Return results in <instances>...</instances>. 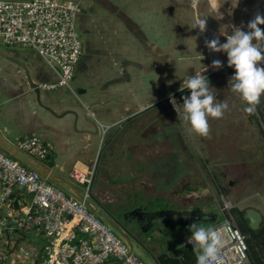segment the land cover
<instances>
[{
    "label": "crops",
    "instance_id": "obj_1",
    "mask_svg": "<svg viewBox=\"0 0 264 264\" xmlns=\"http://www.w3.org/2000/svg\"><path fill=\"white\" fill-rule=\"evenodd\" d=\"M199 1L196 0V4L193 5V0H128V7L124 10L120 21L116 20L114 11L111 9L112 0L106 1L107 4L103 10L96 6L95 17L91 16L90 22L85 21L80 24V32L83 33L84 37V51L76 66L73 80L77 91L72 89L73 92H69L68 89L61 88L56 91H45L44 95L42 93L40 95L43 104L51 107L55 113L65 114L62 117H58L38 103L36 94L29 88L25 69L11 58L22 61L37 83L55 79V73L48 64L41 58L47 66L40 63L41 66H33L34 70H32L19 53L17 55L6 51L2 56L5 71L0 72V128L10 140L17 135L18 140L32 134L39 135L52 150L49 159L41 162L51 167L58 175L70 179L73 183L75 182L71 177L72 169L75 166L84 167L93 164L98 157L96 152L100 145L104 147V161L115 159L118 151L122 148H131L136 144L144 146L147 144V140H144L147 135L145 131L147 126L144 125L142 130L140 127L131 133L129 130L133 126L130 119L140 114L144 108L155 107L152 111L157 114L162 111V101L167 97L168 89L179 84L175 76L180 73L181 76L183 74L181 61L186 57L191 58L189 55L177 53H200L197 55V65H191L192 62L189 61L191 59L188 60L189 63L186 66L189 72L191 71L190 67L193 68L192 72L194 73L201 71V68H212V61L216 59L221 60L223 66L227 65L226 53L210 52L205 47V40H211L217 36L218 30L216 28L207 26V31L203 34L199 33L195 38L196 42L193 43L192 35L184 33L187 38L189 36L190 42L183 40L182 28L177 34H173L172 29L168 27L170 26L169 22L183 19L185 15L183 11L189 15L186 19L190 20L189 26L192 27L199 19L197 6ZM259 2L260 0H239L237 4V0H213L215 4L213 8L216 12L219 11L220 14L224 15L225 23L241 26L250 12L258 9L257 7L252 10V7ZM121 9L123 10L122 6ZM94 20H96V26L92 29L88 24H93L91 22ZM168 20L171 21L168 22ZM176 25V22L171 24L174 28ZM219 39L221 43L226 42L223 36H220ZM201 55L206 56L204 57L206 60L209 59L207 56L211 55L210 63L206 64L200 61ZM176 66H180L178 73ZM167 67L173 69L168 76ZM172 78L175 81L170 83ZM168 85L171 86L168 87ZM87 118L92 119V121H87ZM93 121L112 124L102 144L98 139L99 136L95 135L97 127H93ZM138 124L140 123L136 122L135 125ZM242 139L245 141L246 135L242 136ZM210 141L215 142L214 138H210ZM215 146L214 144L213 147ZM222 147L225 146L222 145ZM159 153H161L160 150ZM160 159L162 158L160 157ZM158 162L159 165L162 164L165 167L166 162L163 160ZM109 164L111 165L112 162ZM110 170L113 172V177L110 176L112 179L120 177V170L116 168ZM184 176L181 185L187 179L189 181L185 182L183 190L177 194L178 191L173 189L174 201L180 207L178 210L204 209L211 212L212 210L208 205V202L211 201L209 196H207L208 200L198 199L197 196H194L196 189L194 190L193 185L196 186L199 176L196 174H184ZM109 179L106 188L98 182L96 183V180L92 187L91 199L100 208L104 207L103 202H105L109 192L110 201H123L125 199L124 193H120V186L111 187ZM144 179L142 184L144 188H147L149 182L147 177ZM163 179L166 180V178ZM176 184L177 182L173 186ZM76 185L78 186V184ZM81 186L83 188H79L83 193L85 186ZM169 188H172L171 184ZM169 188H167L166 182L162 183L158 189L159 195H167V192L171 190ZM65 190L71 194L68 189ZM197 204L202 205V208L196 206ZM104 208L109 211L111 209L114 212L119 211L115 207L105 206ZM253 208L260 209L257 206ZM169 217L175 219V215ZM199 222L205 227H210L215 223L205 220L185 221L181 222L182 224L175 222V224L188 226ZM263 224L260 225V228ZM176 226L174 225V236L179 231ZM161 229L160 232L164 233L165 230L162 227ZM148 236L146 235L145 238ZM146 239V242L151 241L149 237ZM172 239L174 237L170 234L168 239L160 240L153 245L144 243L143 246L149 255H152L154 248L158 249V255H154L159 262L158 264H167L170 260L175 261L174 264H196L193 246L183 244L180 251L173 252L171 249ZM169 264L171 263L169 262Z\"/></svg>",
    "mask_w": 264,
    "mask_h": 264
},
{
    "label": "built area",
    "instance_id": "obj_2",
    "mask_svg": "<svg viewBox=\"0 0 264 264\" xmlns=\"http://www.w3.org/2000/svg\"><path fill=\"white\" fill-rule=\"evenodd\" d=\"M80 9L77 0H0V43L33 49L55 73L54 80L38 82L41 90L72 89L83 54L77 29ZM98 123L102 144L112 124ZM14 144L39 161L52 153L37 134ZM100 150L93 164L75 166L71 172L73 181L85 186L86 198L96 179ZM210 227L226 228L222 249L226 264H253L246 236L231 215L223 213ZM35 263L147 264L89 210L85 200L68 194L0 147V264Z\"/></svg>",
    "mask_w": 264,
    "mask_h": 264
},
{
    "label": "rangeland",
    "instance_id": "obj_3",
    "mask_svg": "<svg viewBox=\"0 0 264 264\" xmlns=\"http://www.w3.org/2000/svg\"><path fill=\"white\" fill-rule=\"evenodd\" d=\"M115 1L117 4H121L122 8L127 9L128 0ZM258 5H254L252 10L257 8ZM98 8L100 9V7ZM183 12L185 14L183 19L176 21L168 20V22L171 21L168 27L172 29L173 34H177L180 28H182V36H184V33L192 35V42L195 43V38L200 32L189 26L190 20L186 19L189 15H186L185 11ZM79 22L80 20L77 19V29ZM173 22L177 23L176 28L171 26ZM91 23L93 24H88V26H91L93 29V27L96 26V20ZM80 27L79 29L81 31ZM122 31L124 32L125 30L123 29ZM82 34L81 32V35ZM80 37L84 49V37L83 35ZM183 40L190 42L189 36L188 38L184 36ZM6 51L17 55L19 53L32 70H34L33 66H41L40 63H45L31 48L8 46L4 43H0V72L5 71L2 56ZM177 54H186L190 56L192 54H198V52H179ZM189 59L191 58H185L181 61V72L183 74L182 76L181 73L175 76L179 84L176 87L174 85V88L168 89L167 97L162 101V111L157 114L152 111L155 107L144 108L140 114L130 120L133 126L131 127L132 129L130 128L129 130L131 133L137 131L140 127L142 130L144 125L147 126L145 128L147 135L144 138V140H147V144L144 146L136 144L127 149L122 148V145L120 146L122 149L118 151L115 159L111 161H104V154L101 153L95 182L105 187L106 184L109 183L108 179L110 178L111 187L120 186V193H124L125 198L123 201H110L111 196L109 192L103 205L104 207H115L120 213L134 209L138 205H142L150 211L164 209L178 210L180 207L174 201L175 196L173 195V189L178 191L177 194L180 193L179 191L183 190L185 182L189 181V179H187L184 184L181 185V181L185 177L184 174H196L199 176V179L196 184L197 187L193 185L194 190L196 189L194 191V196H197L198 199L204 198L206 200H208L207 196H209L211 201L208 202V205L211 210L217 214V220L223 218V213L226 215H235V213L233 214V209H235L237 205L242 211H245L249 207L257 206L264 216V200H262L264 198V95L261 96L260 103L256 106L255 112L253 114H248L244 111L247 105L242 103L238 95L232 93L230 88H228L229 85L227 80L234 74V68H229L227 65L219 70L201 68V71L198 72H202V75H205L209 79L211 91L216 95V99L227 101L229 109L220 119L209 118L211 132L208 137H201L198 134L189 133L187 131L189 126L177 117V113L170 103L169 96L170 93L172 94L175 90L180 88L183 79L186 78L187 75L195 74L192 71H187L186 65L189 63ZM193 60L191 59L189 61L192 62ZM191 65L194 64L191 63ZM261 66H264V63H262ZM179 69L180 66H176L177 73ZM172 70L171 67H167V76ZM175 79H170V83H173ZM73 82L74 81H72L71 84L72 89L77 91ZM170 86L171 85H168V87ZM66 89H68L69 92H73L72 89ZM41 93L44 95L45 90H42ZM187 95H190L189 90H185L184 92L179 91L178 94H175L177 103H183L181 98ZM163 112H168L170 114L168 119L171 118L175 124L174 128L170 130L165 129L160 133L154 128H150L147 123L149 120L158 118ZM136 122L140 124L135 125ZM235 129H237V131H235ZM244 135H246L245 141L242 139ZM210 138H214L215 142L210 141ZM11 141H18V135L13 137ZM214 144L216 145L215 147H213ZM222 145L225 147L223 148ZM102 148L103 146H100V149ZM159 150L161 153H159ZM96 153H98V148ZM160 157L162 159H160ZM159 160L166 162L165 167H163L162 164L159 165ZM110 162H112L111 165L109 164ZM114 168L121 171L118 179H112L110 177H113V172H110V169ZM223 176H225L224 179ZM146 177L149 184L147 188H144L142 182L145 181L144 178ZM162 178H166V180H162ZM164 182L167 183V188H169L170 184L172 188H169L171 190L167 192V195H159L158 189ZM175 182H177V184L173 186ZM78 187L83 188V186L79 184ZM177 198H180V196H177ZM226 205L228 207L223 212L222 208ZM196 206L202 208L200 204ZM110 211L114 212L112 209ZM170 219L174 218L171 217ZM233 219L236 223V216L233 217ZM263 223L264 220L262 224ZM162 224L161 222V226L165 230L164 233H157L156 236L147 233L151 241L148 240L146 242L143 237V244L147 243L153 245L155 242L168 239L169 235L172 234L174 239L171 240V249L173 252L180 251L184 244L183 241H186V239L191 236V232L189 231L190 225L183 226L181 225L182 223L180 225L174 224L175 226L177 225L176 228L179 229L178 233L174 236V225L170 226L168 223L165 225ZM197 224L201 225L200 222ZM143 244L138 241L135 242L136 254L141 256L147 264H158L159 262H157V259L154 257V255H158V249L154 248L152 255H149Z\"/></svg>",
    "mask_w": 264,
    "mask_h": 264
},
{
    "label": "clouds",
    "instance_id": "obj_4",
    "mask_svg": "<svg viewBox=\"0 0 264 264\" xmlns=\"http://www.w3.org/2000/svg\"><path fill=\"white\" fill-rule=\"evenodd\" d=\"M239 0H237L238 4ZM196 0H193V5ZM236 4V5H237ZM214 14L216 20H222L223 15ZM264 15L259 12L247 23V31L243 26L234 24H220L218 35L205 40V47L214 53L227 54V66L234 68V74L229 78L228 85L232 93L237 94L242 103L247 105L244 111L248 114L255 112L260 98L264 95ZM198 28L203 34L207 31V15L199 18L192 26ZM231 28V34L228 29ZM225 38L221 43L219 37ZM202 59L204 57L201 55ZM211 67L219 70L223 67L221 60L212 61ZM206 70V69H205ZM190 91V95L182 96L183 103H177L174 94H169L170 103L181 119L189 127V133L208 137L210 133L209 118L220 119L229 109L225 100H217L211 91L210 81L202 72L196 71L194 75H187L183 79L178 91ZM191 236L186 239V244L193 246L196 254V264H226L222 255V249L226 244L224 233L225 227H205L202 224L193 223L189 226Z\"/></svg>",
    "mask_w": 264,
    "mask_h": 264
},
{
    "label": "water",
    "instance_id": "obj_5",
    "mask_svg": "<svg viewBox=\"0 0 264 264\" xmlns=\"http://www.w3.org/2000/svg\"><path fill=\"white\" fill-rule=\"evenodd\" d=\"M262 0H260L261 2ZM259 2V3H260ZM258 3V4H259ZM210 4V0H200L198 3V15L199 18L203 19L205 18V7ZM256 4V5H258ZM261 15H264V9L260 12ZM253 11L250 12L249 16H247L241 26H243L244 30H247V23L254 18ZM225 24L224 21L218 22L216 19H209L207 17V26L216 28L219 30L220 24ZM218 32V31H217ZM232 30L231 28L228 29V34H231ZM15 63L21 65L25 71H26V78L29 85V88L34 91L36 94V98L38 103L45 107L50 112H53V109L47 105H44L41 100V89L38 87V83L33 79L31 76L30 70L28 67L20 60L11 58ZM213 70V69H212ZM215 70V69H214ZM74 112V111H73ZM58 117H62L65 114H58ZM74 114L77 116L76 112ZM91 118V117H90ZM88 119V118H87ZM87 121H92V119H88ZM93 127H97V133L95 135L99 136L100 141V126L95 121L92 123ZM0 147L5 150L8 154L11 156L17 158L20 160L23 164L27 165L29 168L38 171L41 173L45 178H47L49 181L53 182L54 184L58 185L61 188L68 189L69 192H71L76 198L85 200L86 204L90 207V209L95 212L100 218L107 221L108 224H110L129 244L132 251H135V242L138 241L139 243L143 244V237L147 235V233H151V235H155V229L161 226V219L165 217H169L172 215L175 216H185L189 217L192 220L189 221H205L207 222H215L217 220V214L215 212H207L204 209H183V210H175V209H164V210H155L150 211L144 208L142 205L137 206L134 209H131L129 211H124L122 214L119 211H115L112 213H108L107 211H104L102 208L95 205L93 200L91 199V196L89 198H86L84 194L82 193L81 189L73 183L70 179H66L56 173L51 167L46 165L44 162L39 161L35 157L30 156L27 152H24L20 150L14 142H12L10 139L7 138V136L4 134L3 130L0 128ZM144 209H143V208ZM245 219L248 221L249 227L255 231H257L260 228V225L262 224L264 220V216L262 212L256 208L249 207L245 210L243 213ZM132 216L131 219H128L126 217ZM123 217L121 219L120 217ZM125 224L126 226L123 227L122 224ZM127 228V229H126ZM150 238V236H148ZM146 237V238H148ZM145 238V239H146ZM147 240V239H146ZM262 254L264 255V249L262 251Z\"/></svg>",
    "mask_w": 264,
    "mask_h": 264
},
{
    "label": "flooded vegetation",
    "instance_id": "obj_6",
    "mask_svg": "<svg viewBox=\"0 0 264 264\" xmlns=\"http://www.w3.org/2000/svg\"><path fill=\"white\" fill-rule=\"evenodd\" d=\"M77 1H79L80 2V5H81V9H80V11H79V13H78V19L80 20V22L78 23V30H79V34H80V36H82L81 35V32H80V29H79V27H80V24L83 22H90L91 20H89V18L92 16V17H95L94 16V12H95V8H96V6H98V7H100V10H102L104 7H105V5L107 4V2L106 1H111V0H77ZM117 2L115 1V0H112V2H111V9L114 11V15H115V18H116V20H121L122 19V17H123V13L125 12L124 10V8H123V10L121 9V4H117ZM261 27L262 28H264V26L263 25H261ZM83 51H84V49H83ZM200 53H198V54H192V55H190V57H191V59L193 60L194 58H196V59H194L193 61H192V63L194 64V65H197V61H198V58H197V55H199ZM209 54V53H208ZM211 54V53H210ZM220 54H223V52H220ZM186 56V55H185ZM82 57V56H81ZM203 57H206V56H204L203 55ZM207 57H209V59L208 60H206L205 58L204 59H201L202 57H199V59H200V61H202V62H205L206 64H208V63H210V61H211V55H208ZM224 57V56H223ZM187 58V57H186ZM226 58V57H225ZM80 61V60H79ZM204 63V64H205ZM206 64H205V66H206ZM188 69V68H187ZM191 71L193 70V68L192 67H190L189 68ZM179 93V91L178 90H175L172 94H174V96H175V94H178ZM170 116V114L168 113V112H163V113H161L160 114V116L158 117V118H154V119H152V120H149V122L147 123L149 126H150V128H154L155 130H157L158 132H163V130H165V129H167V130H170V129H172V128H174V122L172 121V119L171 118H169L168 119V117ZM133 118H131L130 120H132ZM103 150H104V147L101 149V152H100V154H99V158L101 157V153H103ZM224 177L225 176H223V179H224ZM140 206V205H139ZM143 208V207H142ZM102 209L104 210V211H107L108 213H112L111 211H109L107 208H103L102 207ZM144 209V208H143ZM122 214V213H121ZM126 217L128 218V219H131L132 218V216H128V215H126ZM121 219H123V217L121 216L120 217ZM189 220H192V219H190L189 217H185V216H175V219H170V217H165V218H162L161 219V222L163 223L162 225H165L166 223H168V224H170V226H172V225H174L175 224V222H177V223H179V222H185V221H189ZM123 221H124V219H123ZM121 223V222H120ZM176 223V224H177ZM122 224V226L123 227H125L126 225L125 224H123V223H121ZM161 227L162 226H160V228L158 227L157 229H155L154 231V233H155V235H153V236H156L157 235V233H159L162 229H161ZM127 229V228H126Z\"/></svg>",
    "mask_w": 264,
    "mask_h": 264
},
{
    "label": "trees",
    "instance_id": "obj_7",
    "mask_svg": "<svg viewBox=\"0 0 264 264\" xmlns=\"http://www.w3.org/2000/svg\"><path fill=\"white\" fill-rule=\"evenodd\" d=\"M233 214L231 215L232 221L236 227H238L241 232L246 236V240L249 247V256L253 264H264V255L262 251L264 249V224L258 230L255 231L249 227L248 222L246 221L243 212L239 208L233 209ZM236 216V223L234 222L233 217ZM251 249V250H250ZM251 253V254H250ZM174 264L175 261L170 260L167 264Z\"/></svg>",
    "mask_w": 264,
    "mask_h": 264
},
{
    "label": "bare ground",
    "instance_id": "obj_8",
    "mask_svg": "<svg viewBox=\"0 0 264 264\" xmlns=\"http://www.w3.org/2000/svg\"><path fill=\"white\" fill-rule=\"evenodd\" d=\"M213 5H214V3H213V0H210V4H209V6L207 5L206 7H205V14L207 15V17L209 18V19H215V17H214V14H209V13H215L216 12V10L213 8ZM264 9V0H262L260 3H259V5H258V9H256L255 11H254V15H256V13L257 12H261L262 10ZM223 21H224V19H222ZM222 20H217L218 22H220V21H222ZM244 21V20H243ZM225 24H227V23H225ZM208 28H210V27H208ZM218 33V32H217ZM89 210L96 216V217H98L101 221H103L105 224H107L109 227H111L114 231H116L110 224H108L107 223V221H105V220H103L102 218H100L95 212H93L91 209H90V207H89ZM117 232V231H116Z\"/></svg>",
    "mask_w": 264,
    "mask_h": 264
}]
</instances>
